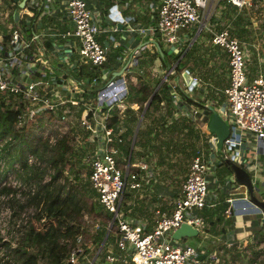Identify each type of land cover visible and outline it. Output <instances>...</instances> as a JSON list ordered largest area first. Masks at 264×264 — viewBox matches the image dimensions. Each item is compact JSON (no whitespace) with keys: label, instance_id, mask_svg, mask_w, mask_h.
<instances>
[{"label":"built area","instance_id":"obj_1","mask_svg":"<svg viewBox=\"0 0 264 264\" xmlns=\"http://www.w3.org/2000/svg\"><path fill=\"white\" fill-rule=\"evenodd\" d=\"M28 1L25 0L24 5L18 7L20 0H0V103L4 109L17 112L16 129L22 130L27 125L40 126L43 138L50 144L66 136L62 135L63 129L67 127L72 129L74 122L76 123L79 132L84 133V141L90 145L89 154L86 156L89 160L90 188L95 192L96 201L109 218L107 229H102L106 231L107 237L103 244L101 242L104 236L99 244H95L99 245L96 253L90 256L92 244L95 242L92 240L83 242V235L80 233L76 236L75 245L70 249L64 264H202L208 259L215 258L216 254L208 252L201 242L195 247L180 239L198 236L204 240L211 237L215 241L214 236L208 235L206 230L207 217L204 211L215 208L219 203L218 188H224V184L232 186L237 183L234 182L233 175H228L224 184L220 186L215 170L226 158L242 166L249 147L254 148L256 155L258 146L250 140H255L264 148V73L258 70L256 75L250 78L247 68L249 60L247 42L233 35L228 28L220 30L211 28L210 21L215 14V7L212 11L211 7L219 6L220 0H149L146 1L150 13L147 24H142L137 18L144 13V6L126 0L124 9H131L134 5L136 13L123 15L118 3H114L106 14V20L110 21L112 26L103 24L100 10L94 4H90L89 0H30L31 2L27 3ZM223 1L236 10L234 16H246V12L252 10L256 13L264 4V0ZM58 6L61 10L57 20L51 25H44L41 16L54 18ZM8 7L14 9L7 11ZM34 8L42 10L36 23L31 19L34 16ZM118 22L122 24L121 29L117 27ZM195 27L196 31L193 33ZM181 30L192 32V37L189 38L186 31L183 35L179 34ZM205 30L211 34V45L219 48L226 56L228 84L222 90L226 104L223 109L214 110L222 118H226L229 134L222 142L220 154H217L216 138L213 133L209 134L207 124L204 123L206 133L209 135L208 152L205 154L197 150L193 154L178 195L169 208H155V219L152 224L143 217L130 218L122 209L126 203L124 198L126 191L129 193L138 191L145 185L151 186L154 179L145 156H135L130 150L124 155L121 147L126 136L125 128L123 130L121 128L128 107L126 99L130 92L127 80H131V76H125L130 72L129 63L121 75L110 78L101 86H98L96 77H93L90 83L73 78H64L60 81L62 77L56 80L51 72L52 67L47 65L48 61L41 58L43 56L41 50L36 51L34 55L44 64L46 71L50 72L49 76H52V79L49 82L36 79V76L40 75L36 70L27 73L28 79L21 84L14 82L5 73V68L9 65L14 67L26 63L35 68L32 61H27L26 50L32 49L33 44L36 46L41 40L53 41L54 47L60 51L57 55L73 70L74 76H85L78 74L82 66L80 64L87 65L92 71L108 60L109 45L103 44L97 38L102 33L107 35L113 47L120 46L121 36L117 37V34L121 32L125 40L139 37L140 43L146 35H150L147 39H156L178 50L176 45L186 43L187 49ZM155 35L161 36V40ZM143 46L130 48L131 55L139 57ZM5 47H8L6 52ZM116 59L118 64L127 61L123 56ZM174 67L169 73L174 75L171 78L175 80L171 82L169 76H165L164 82L167 84L171 100L178 101L186 108L185 99L180 100L181 92L185 91L183 85L193 88L199 85L200 79L190 76V82L185 83L182 80L179 84L180 76L175 75ZM105 69L101 71L102 79L111 71L109 67ZM185 71L189 74L188 70ZM46 74L47 72H44L42 76ZM132 105L129 107L134 109ZM189 106L186 108L187 111L192 110ZM206 108L209 110L208 105ZM192 111L191 115L194 116L197 110ZM199 123L203 124L202 120ZM10 139V137L1 139L0 148ZM75 139L74 142L77 143L78 140ZM74 142L72 140L73 145ZM34 158L28 156V163L39 164L37 158ZM3 167L6 168V165L2 160L0 171ZM13 167L16 172L20 171L18 162H15ZM211 185L217 188L211 191ZM228 193H232L231 188H228ZM225 200L228 206L224 210V215L228 217L239 207V200H246L248 203L240 207L243 213L254 207L262 216L264 215L257 205L245 197L238 199L229 196ZM85 215L83 218L86 219ZM183 224L190 226L196 235L175 239L172 236L174 231ZM92 227L95 228L94 231L101 230L98 224H93ZM109 238H113L114 248L107 244ZM218 239H221L227 248L235 246L232 240L223 237L220 232ZM201 245L204 246L203 250L199 248ZM2 255L0 251V258ZM6 258L4 255V259ZM0 264H3L2 259Z\"/></svg>","mask_w":264,"mask_h":264},{"label":"rangeland","instance_id":"obj_2","mask_svg":"<svg viewBox=\"0 0 264 264\" xmlns=\"http://www.w3.org/2000/svg\"><path fill=\"white\" fill-rule=\"evenodd\" d=\"M146 1L148 2L149 0ZM30 2L31 1L29 0L27 3ZM218 4L219 6L213 5L211 7V11L215 7V14L210 21L211 28L213 30L228 28L233 35L247 42V50L249 54L247 68L249 69L250 78L254 77L258 70H261L262 73H264V4L256 13L253 12V10L246 12V16H234L236 10L221 0ZM219 8H223V10H218ZM2 12H4V10H2ZM185 31L186 30H181L178 33L183 35ZM195 31L196 27L193 28V33ZM186 32L189 35V38H191V34L193 33L189 31ZM100 36H103V33L97 38L99 39ZM199 36L200 37L198 39L194 40L196 41L194 45V52L191 56L188 54V56L183 58L180 64L181 68L177 71L178 73H175L176 76H180L178 79L179 84H181L182 80L185 82V79L183 78L185 70H188L189 74L186 73L188 76H196L200 79L199 85L194 86L193 88L185 87V85H183V89L185 91L181 93L182 95L180 98V100L184 99V93H186V96L193 100L191 103H188L186 99L184 100L185 105L187 106L186 108L191 105L189 108L197 110V113L193 116L191 115L193 112L192 110L190 111L189 109V111H187L186 108H184V105H180L178 101H172L169 92L168 96L170 102L165 99L160 105L152 107L147 103V101L136 102L134 109H128L125 111V119L123 120V127L121 130L125 128L126 136L123 150L124 155H127L131 147L132 139L134 138L137 121L139 120L144 107L147 105L146 111L148 112L146 113V116L144 113L141 119L139 128L134 138L135 142L132 151L135 153V156H145V160L149 164V168H151L154 176L151 186L145 185L140 190L131 191L129 193L126 191V193H128V197L125 198L126 203L123 205L122 209L126 215L130 216V218L143 217L148 223L152 224L155 219V208H169L178 195L180 186L188 172L191 157L193 156L191 150L193 149L194 153H196L197 150L203 151L205 154L208 152L207 141L209 135L206 133L207 129L204 123L208 124V112L210 111L212 113V111L210 109L207 110L206 105L211 106L213 110H221L224 108L226 98L222 90L228 83V69L225 54L219 48L212 46L210 43L211 34L205 30L201 32ZM149 37L150 35H146L143 40ZM155 37L158 40H161V36L155 35ZM159 43L163 50L168 51L170 46L166 43ZM176 46L178 48L177 52H172L170 54L167 53L171 56V59L166 58L170 66H174L177 62H180L174 58L176 55L184 52L187 47L186 43L178 44ZM154 49L155 47L151 44L148 46L144 45L141 51V59L138 61V56L131 55V49L125 48L121 50L108 46L107 57L110 59L111 53L117 51L118 53L116 55L121 54L126 57V60L130 58L128 67L131 70L125 75L126 77L131 76L132 81L130 79L127 80L128 86L131 84V86L139 88L143 84H148V89L150 91L155 88L158 80H162L163 78L162 81L164 82L165 76H169L171 82L175 80L171 78V76L174 75L169 73L171 70L169 71L165 67V64L163 66L158 58L153 60ZM113 61L114 63H117V59L115 57ZM54 63H56L55 60ZM108 63H110V61ZM107 66L111 68L110 64ZM102 69L106 70L105 67H96L92 69V73L96 72L101 78ZM84 70L85 67L80 68L81 75ZM113 71L107 73L105 79L101 78V80L104 81L103 84L111 78V73ZM51 72L58 74L59 69L53 68ZM165 85L167 86L166 83ZM197 100H202L204 107H200L198 103L196 104L195 102H197ZM132 102L131 97L128 96L126 99V106L129 107ZM160 116H164L163 118L167 120L166 126L161 127L158 124ZM183 118L186 119V124L188 126L184 127L181 132L177 133L172 131L170 127L167 126L171 125L175 120L178 122ZM197 120H202L203 124L199 123ZM224 120H226V118H224ZM162 128H165V131L159 132ZM149 129H152L153 131L149 133ZM154 129H157V134H155ZM41 130L40 126L27 125L24 128L26 137L34 143H36L39 139L45 140ZM63 130L64 132H62V135L65 134L71 143L72 140L73 142L76 140L75 138L78 140L77 143L74 142V145L72 144V156L70 158V162H68L64 167L63 172L65 175L69 176V180H72V183L78 184L79 187L82 186L86 189H91L88 181L89 160L88 157H86L89 154L90 145L84 141V133L82 131L79 132L80 130L77 128L75 122L72 129L67 127ZM250 141L253 144L256 143L255 140ZM152 144L154 147L151 146ZM250 148L252 147L247 149L248 154L252 152ZM28 156L35 159V156L33 157L31 153H28L27 158ZM4 169L5 167H3V170ZM6 170L0 174V186L11 185L12 187L17 188L16 193H14L13 196H15L16 199L20 198V202L22 203V190H26L27 186L21 180L18 181L14 167H8L7 172ZM219 170L220 168L215 170V175L219 180L220 186H222V184H224L225 175L219 176ZM75 176L78 177V180H75ZM143 184H145V181H143ZM210 188L211 191H213L217 187L211 185ZM224 188H218L217 194L219 195V198L222 196H228L226 192V188L228 187L226 186ZM9 198H11V195H0V238L11 239V237L17 232V227L24 224L26 220L34 223L36 226H42L41 223L36 222L33 218L34 210L31 207L22 211H17L14 217H10L8 212L9 209L11 210L12 208L9 205ZM93 201H95V196L92 198V202ZM87 202L90 204L91 200L87 199ZM213 209H210L209 211L206 210L208 211V217L206 213L205 216L207 217L206 230L208 235L214 236L215 241H213L212 238L211 242L210 240H208V242L201 239V237L196 236L183 237L180 241L187 242L195 247H197V245L201 242L208 252H214L213 254H216L215 258L213 257L208 259V261L203 262L202 264H252V261L253 264L254 261H256V264H264V236L262 237L263 240L260 243L258 240L256 241L252 239L251 243L244 245L245 248L238 245L227 248V246L223 244L222 240L218 239V231L220 230L222 223L215 220L216 214L213 213ZM85 214L86 219H82V225L84 227L82 232L83 242H90V240H92L94 243L95 234L99 230L94 231L95 228L92 227V225L98 224L101 229H105L108 225L109 218L104 213L102 208H100L97 212L91 211L88 213L86 212ZM209 215H212L211 219ZM210 220L215 223L212 224ZM227 220L228 219H225L222 222L227 225ZM261 229L263 231H259L264 233V223ZM260 236H262V234ZM107 244L114 248L113 238H109ZM203 245L199 247L202 250L204 249ZM98 247L99 245H95V243L94 245L92 244L90 252L91 257L96 253Z\"/></svg>","mask_w":264,"mask_h":264},{"label":"trees","instance_id":"obj_3","mask_svg":"<svg viewBox=\"0 0 264 264\" xmlns=\"http://www.w3.org/2000/svg\"><path fill=\"white\" fill-rule=\"evenodd\" d=\"M101 1L105 2L108 7L111 5L110 0ZM222 2L224 1L222 0ZM195 43L196 41L184 52L175 56L174 59L180 61L174 67L176 72L181 68L180 64L183 58L188 56V54L191 56L194 52ZM163 51L165 57L171 59L167 51ZM117 53V51L112 52L110 59L108 58V61L100 67H108V62H112ZM156 58L164 66L156 49H154L153 60ZM93 73L91 71V74L95 75L98 85L101 86L103 81L100 76L96 72ZM131 89L133 94L130 97L134 102L147 101L153 94V90L149 91L148 84H143L139 88L131 86ZM168 92V88L165 82H163L153 94L150 106H158L165 99L169 101ZM184 99L188 103L193 102L186 95ZM195 103H198L200 107H204L202 100H197ZM147 112H145V116ZM208 114L210 118L211 112L209 111ZM16 116V111L3 109L0 103V139L11 138L0 148V161L3 160L5 162L7 170L8 167L13 168L15 162L19 163L20 171L16 172V176L18 181L21 180L27 186V189L22 190V203L20 202V198L16 199L13 196L17 188L11 185L0 186V195H11L9 205L12 209H9L8 212L10 217H14L17 211L31 207L34 210L33 218L36 222L41 223L42 226H36L34 223L26 220L24 224L17 227V232L11 239L6 238L2 240L0 238V251L3 253L0 259L3 260V264H64V260L67 258L70 249L75 245L76 236L84 230L82 225L83 216L86 212H97L101 207L96 199L92 202V198L95 196V192L92 189L79 187L78 184L72 183V180H69V176L63 172L64 167L70 162L72 156L73 146L69 138L62 136L54 144H50L47 140L43 139H39L34 143L26 137L24 129L18 130L15 128ZM163 117L160 116L158 121L161 127L166 126L167 122ZM113 120L115 121V119ZM186 123V119L183 118L178 122L175 120L171 125L167 126L172 131L179 133L184 127L188 126ZM152 131V129L148 130L149 133ZM162 131H165V128H162L159 132ZM154 132L157 134V129H154ZM151 146L154 147L153 144ZM121 147L123 149V146ZM191 151L195 154L193 149ZM28 153L35 156L39 160V164H29L27 161ZM219 168V176L233 175L231 168L225 162L222 161L219 164ZM75 180H78L77 176H75ZM234 182L236 181L234 180ZM126 197H128V193L125 192L124 198ZM224 197L219 198V203L212 210L216 214L215 220L219 223H223L224 210L228 206V202L225 200L226 197ZM87 199L91 200L90 204H88ZM208 211L205 212L207 217ZM209 217L211 219L212 215H209ZM226 222L227 225H231L230 220ZM211 223L214 224L215 222L211 221ZM220 231L224 232V228L220 229ZM105 232V230L101 229L95 234V244L101 242ZM259 232L257 231L256 234ZM260 233L262 236L259 234L257 239L255 238L259 243L263 240L262 237L264 236V233ZM211 239V237H207L205 240H210L211 242ZM4 255L7 256L6 259H4ZM251 263L253 264V261Z\"/></svg>","mask_w":264,"mask_h":264},{"label":"crops","instance_id":"obj_4","mask_svg":"<svg viewBox=\"0 0 264 264\" xmlns=\"http://www.w3.org/2000/svg\"><path fill=\"white\" fill-rule=\"evenodd\" d=\"M21 2H22V0H20V2L18 3V7H22L20 5ZM110 2H111V5H113L114 3H118V6L121 9V13L123 15H126V14L129 15V13H136V10H135L136 7L134 5H133V7L131 9H124V4H126V0H110ZM133 2L134 3L135 2L138 3V5L144 6V8H145L144 13L139 15V16H137V18L142 22V24H147L149 16H150V13H149V10H147L148 8H147V5H146L147 4L146 0H132V3ZM89 3L90 4H94L100 10V15H101V18L103 19L102 20L103 24L112 26V23H110V21L106 20V14H107L108 9H109V7L111 5L108 7L105 4V2H103L101 0H89ZM56 8L58 9V12L55 14L54 18L48 17V16H45V17L41 16V20H42V23L44 25H51L57 20V18L60 15L61 7L58 6ZM10 9H14V8L8 7L6 10L8 11ZM218 10H220V9H218ZM41 14H42V10L38 11L37 9L34 8V16L31 19H34V21L36 23L37 17L39 15H41ZM42 17H43V19H42ZM35 23L32 22L33 25H35ZM119 29H121V28H119ZM25 34H26V31H25ZM27 34H29V32H27ZM119 36H121V39H120L121 41H120V46L119 47H113L112 43H110L108 41L106 34H103V36H100L99 39H100L101 42H103V44L109 45V46H111V47H113L115 49H121V50L125 49V48H129L130 49L131 43H132V41L134 40L135 37L125 40V39H123V36H122L121 32L119 34H117V37H119ZM61 44L62 43L60 42L59 45L61 46ZM56 45H57V41H56ZM7 50H8V47H5V52ZM38 50L43 51V56L41 58L43 60L46 59L48 61L47 65H50L52 67V70H53V68H58L59 69V73L58 74L53 73V75L57 78L56 80H59V78L62 77L60 81H63L64 78H73V79H76V80H79V79L86 80L87 83H90L92 78L95 77L94 75L91 74V71L89 70V67L87 65H84V64H80V65H82L81 67H85V70L82 73L85 76H74L73 70L70 69L69 66H66L60 60L61 57H59L57 55V54L60 53V51L54 47L53 41H51V40H44V41L41 40V41H39V43L36 44V46H35V43H34L32 49L26 50V52L28 54V60L27 61H32L34 63V65H35V68H31L26 63L18 64V65L14 66V67H13V65H9V66H7L5 68L6 75H8L14 82L21 84V83H24L25 80L28 79V76H26L27 73L29 74L31 70H36L37 72L40 73L39 76H36V79L42 80V82H46V81L49 82L52 79V76H49L50 72L48 70L46 71V68H45L44 64L40 60H38V57L36 55H34V53L36 51H38ZM56 50H57V52H56ZM141 55H142V53H141ZM141 55L138 57V61L141 59ZM118 56H122V55L118 54L115 58H117ZM53 59L56 61V63H54ZM15 63H17V61H15ZM108 64H110L111 68L109 66L108 67L112 71V70H119L122 67V65L124 64V62L121 63V64L120 63L118 64V63H114V61H112V62H110ZM44 72H47V74L42 76V74ZM78 74H81L80 70L78 71ZM60 75H63V76H60ZM70 75H72V76H70ZM160 78H161V76H160ZM160 81L161 80H159L157 85L160 83ZM162 83H163V81H162ZM157 85L155 86V88L157 87ZM226 86H224V88ZM155 88L153 89V91L155 90ZM132 94L133 93H132L131 84H130V92H129L128 96L130 97ZM147 102H148V100H147ZM127 104L129 105L128 102H127ZM132 104H136V102L133 101ZM149 105H150V103H149ZM132 106H134V105H132ZM71 108L73 110H75V108H73V107H71ZM128 109H132V108H130V107L126 108V110H128ZM256 143H255V146H258L257 147L258 148V153L255 155L254 154V148L253 149L250 148L252 150V152L250 154H248V152L246 153V156L244 158V162L242 164V167L247 169V171L250 173L255 195L259 199L262 200V199H264V148L262 147V145L260 143H257V144ZM226 176H228V175H226ZM226 176H224V180H225ZM226 186L229 189L231 188V190H232V193L229 194L228 193V188H226V192L228 194V196H225L226 198L229 197V196H234V197H237L238 199H242L243 197L249 199L245 187L239 185L238 183L233 184L232 186H230L228 184H224V187H226ZM238 203H239L238 204L239 207L237 209L233 210V212L231 214H229V217L224 215V218H223V220H225V219L230 220L231 225L230 224L229 225H225V224L222 223L220 229L224 228V232H221L219 230L218 233L220 232V233H222L223 237H226V238H229L230 240H232V242L235 245L245 247L244 245H247L248 243H251L252 239L256 240L258 235L261 234L260 232L258 234H256V232L259 231V230L260 231L262 230L261 228H262L263 223H264V215L262 216V214L258 211V209L254 208V207L249 208L248 212H244L243 213V211L240 210V207L242 205L243 206L244 205H248V203L246 202V200H243V201L239 200ZM255 235H257V236H255Z\"/></svg>","mask_w":264,"mask_h":264},{"label":"water","instance_id":"obj_5","mask_svg":"<svg viewBox=\"0 0 264 264\" xmlns=\"http://www.w3.org/2000/svg\"><path fill=\"white\" fill-rule=\"evenodd\" d=\"M25 0H22L21 2V6L24 5ZM118 28H122V24L120 22L117 23ZM140 38L139 37H135L134 40L131 43L130 48H133L134 46L136 47H141V45H153L160 57V59L162 60V62L165 64L166 68L170 71L171 69H173L174 66H170L169 63L166 60L165 54L163 49L161 48L160 43L156 40V39H146L142 42H140ZM139 43V44H138ZM172 52H177V49L174 46H170L167 53L170 54ZM129 63V59L123 64V66L116 71H113L111 73V79L114 78L115 76H119L123 73V71L126 69L127 65ZM187 72L185 71L183 73V78L185 79V82L188 83L190 82L191 78L190 76H188L186 74ZM163 80V78H162ZM162 80L160 81V83L157 85V87L155 88V90L153 91V94L156 92V90L158 89V87L161 85ZM153 94L149 97L148 99V104L150 103ZM209 109L212 111L211 116L209 118V122L207 124L208 130L214 134L215 138H216V152L217 154H220V148L222 145V142L226 139V137L229 134V127L227 125V123L225 122V120L215 111L213 110V108L211 106H208ZM147 106H145V108L143 109L140 118L137 122L136 125V130L134 132V138L136 136L137 130L139 128L141 119L146 111ZM132 140L131 142V147H130V153H132L133 150V145L135 140ZM224 162L226 164L229 165V167L231 168L232 172H233V177L234 180L241 186L245 187L246 192L248 194V197L250 199V201L252 203H254L255 205H257L263 212H264V199H259L254 192L253 189V183H252V179H251V175L250 173L247 171V169H245L244 167H242L239 164L234 163L233 161H231L230 159L226 158L224 159ZM191 235H196V232L194 230L191 229L190 226L183 224L181 227H179L176 231H174L173 233V237L175 239H179L183 236H191ZM107 237V233L104 235V238L102 240V244L104 243L105 239Z\"/></svg>","mask_w":264,"mask_h":264},{"label":"bare ground","instance_id":"obj_6","mask_svg":"<svg viewBox=\"0 0 264 264\" xmlns=\"http://www.w3.org/2000/svg\"><path fill=\"white\" fill-rule=\"evenodd\" d=\"M236 190V189H235ZM234 191V190H233ZM239 195V194H238Z\"/></svg>","mask_w":264,"mask_h":264}]
</instances>
